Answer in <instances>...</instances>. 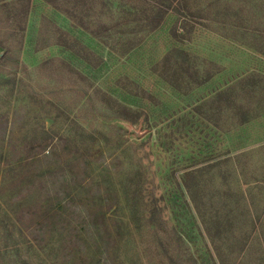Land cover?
Listing matches in <instances>:
<instances>
[{
    "label": "rangeland",
    "instance_id": "obj_1",
    "mask_svg": "<svg viewBox=\"0 0 264 264\" xmlns=\"http://www.w3.org/2000/svg\"><path fill=\"white\" fill-rule=\"evenodd\" d=\"M260 3L0 0V264H262Z\"/></svg>",
    "mask_w": 264,
    "mask_h": 264
},
{
    "label": "trees",
    "instance_id": "obj_2",
    "mask_svg": "<svg viewBox=\"0 0 264 264\" xmlns=\"http://www.w3.org/2000/svg\"><path fill=\"white\" fill-rule=\"evenodd\" d=\"M55 1L56 0H52V3ZM263 1L264 0H261L260 4H264ZM157 3L158 2L155 1V6L150 5L148 8L144 9V11H142L143 20L144 22H147L146 26H148V29H155L157 26H159L169 8V6L165 4L161 5L159 3L158 5ZM261 36H264V28L261 29ZM261 53L264 55V42L261 44ZM243 116H245V114H243ZM242 121H245V117H243ZM262 252H263L262 253L263 256L261 257V262L262 264H264V250Z\"/></svg>",
    "mask_w": 264,
    "mask_h": 264
}]
</instances>
